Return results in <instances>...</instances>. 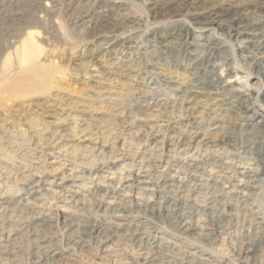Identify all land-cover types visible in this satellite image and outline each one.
Segmentation results:
<instances>
[{
  "label": "bare ground",
  "instance_id": "1",
  "mask_svg": "<svg viewBox=\"0 0 264 264\" xmlns=\"http://www.w3.org/2000/svg\"><path fill=\"white\" fill-rule=\"evenodd\" d=\"M207 1L152 0L144 12L199 9L209 33L192 40L166 19L141 39L139 17L119 14L136 1L107 3L120 20L83 17L87 43L109 57L87 54L102 68L82 71L86 94L41 105L31 140L0 126V264H264V203L253 197L264 187V93L246 73L264 76V0ZM33 36L0 46V85L19 73L5 69L13 51L37 59Z\"/></svg>",
  "mask_w": 264,
  "mask_h": 264
},
{
  "label": "rangeland",
  "instance_id": "2",
  "mask_svg": "<svg viewBox=\"0 0 264 264\" xmlns=\"http://www.w3.org/2000/svg\"><path fill=\"white\" fill-rule=\"evenodd\" d=\"M112 1L116 0H111V3L110 0H99L98 10L94 7H87L81 0L73 1L69 9L66 6L67 1L63 0H0V46L10 45V41L22 37L25 32H33L38 55L35 61L24 62L22 57L13 51L14 54L11 55L9 61L10 65L5 66V69L9 70L18 64L19 66L16 67H19V73L0 85V126L13 124L16 130L25 131L22 135L24 140H31L29 135H26V133L29 134L30 127L40 126L45 121V118L41 116L43 112L41 105L55 104L54 100L63 105H72L73 102L78 101V98L86 94L83 85L80 84L82 76L86 73L82 71L92 70L93 66L101 69L102 61L108 60L109 57L104 56L105 52L101 54L99 51L100 53L97 54V47L93 43H87L89 35L82 25V19L86 14L93 16L99 24L109 18L122 19L116 15L117 13L109 17L106 16L107 3L114 5ZM130 1H136L137 5L134 6L131 3L126 11L119 12V14L126 15L125 18L139 17L141 21H139V25H136V28L138 34L142 36L141 39L144 38L143 36L149 38L154 35L156 22L165 19L176 25L177 28L181 27V30L191 40L197 34H201L204 38L209 33L207 29L202 28V24H195L192 13L200 11L199 9H191L189 12L180 10L163 19L152 12L150 15L144 13L147 12L152 0ZM222 1L209 0L204 4V7L209 10L215 5H220ZM237 1L246 3L251 0ZM185 20H188L191 25L183 26ZM161 32L165 33L164 29H161ZM100 48L101 45H99ZM150 50L154 51V48ZM90 53L96 56L101 64L87 56ZM104 66L107 67V63L104 62ZM246 73L251 75L248 83L251 85L261 84L258 91L264 93L263 74L259 76L256 74V70L251 69ZM241 76L238 75L237 78ZM259 104L262 108L261 112L264 114L263 98L260 99ZM141 139L144 140V138ZM167 147L165 143L159 144L156 151L157 159L164 157ZM21 185L18 188L22 189ZM253 197L258 202L264 203V187L255 189ZM231 209L234 210V207ZM93 210L94 208L90 207V214L93 213ZM154 225L165 235L171 237L173 232L169 230L166 221L156 220ZM56 229L60 235L63 234L59 225L56 226ZM227 260H231L230 255Z\"/></svg>",
  "mask_w": 264,
  "mask_h": 264
}]
</instances>
